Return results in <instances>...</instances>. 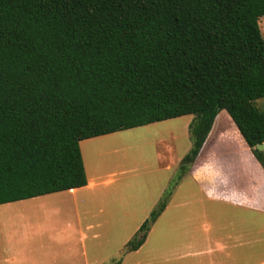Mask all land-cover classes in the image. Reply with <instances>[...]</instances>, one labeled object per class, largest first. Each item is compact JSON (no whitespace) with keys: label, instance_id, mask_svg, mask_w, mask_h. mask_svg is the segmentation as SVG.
<instances>
[{"label":"trees","instance_id":"1","mask_svg":"<svg viewBox=\"0 0 264 264\" xmlns=\"http://www.w3.org/2000/svg\"><path fill=\"white\" fill-rule=\"evenodd\" d=\"M263 15L264 0H0V204L84 186L83 139L192 115L135 251L221 110L264 170Z\"/></svg>","mask_w":264,"mask_h":264},{"label":"crops","instance_id":"2","mask_svg":"<svg viewBox=\"0 0 264 264\" xmlns=\"http://www.w3.org/2000/svg\"><path fill=\"white\" fill-rule=\"evenodd\" d=\"M221 111L150 227L159 234L144 264H264V170L237 129L223 132L232 120ZM115 135L79 142L84 186L0 204V264H110L124 251L190 144L182 154L155 152L157 182L142 200L139 181L101 165L99 148Z\"/></svg>","mask_w":264,"mask_h":264},{"label":"rangeland","instance_id":"3","mask_svg":"<svg viewBox=\"0 0 264 264\" xmlns=\"http://www.w3.org/2000/svg\"><path fill=\"white\" fill-rule=\"evenodd\" d=\"M263 22L264 15L259 18L258 22L262 37H264ZM255 103L262 111H264V97L257 98ZM220 114L222 116V114L226 113L222 110ZM190 117L192 120V115H184L138 127L124 129L117 132L115 131V136H119L118 142L116 144H112V142L117 141L114 140L109 144H106L99 148L102 152V167H106V169H114L113 167H122L117 170L124 171L123 173L125 174V180H135L140 182V196L142 200L146 197L149 198L150 194L148 187H151L152 182L156 181L155 174L154 172H152V169L157 164V160L154 156L155 152H162L163 156L165 157L167 148L169 150L170 146H172L173 153L175 152L177 154H182L185 151V146L187 144H190L189 129L186 126V122ZM225 125L226 126L223 128L224 133H234L235 135L237 134L239 136L232 122L226 123ZM176 174L177 173L175 171L173 176H175ZM183 177L184 176H182V178ZM182 178H180L178 182H180ZM165 191L166 190H164V192ZM164 192L162 193V196ZM156 205L157 203L151 207L148 214L144 217L143 221L148 218L150 211H152V209H154ZM158 234V230L152 229L151 233L147 234L148 238L143 248H140L136 254L132 253V251L120 252L118 256H116L117 258L111 261L110 264L116 262L120 257L121 259H123L124 256L126 258V261L123 264H144L146 262V258L150 255L149 244L155 242L153 236L156 235L158 237ZM132 236L127 238V241ZM121 259L118 264L122 262Z\"/></svg>","mask_w":264,"mask_h":264},{"label":"water","instance_id":"4","mask_svg":"<svg viewBox=\"0 0 264 264\" xmlns=\"http://www.w3.org/2000/svg\"><path fill=\"white\" fill-rule=\"evenodd\" d=\"M254 148H256L259 151H264V142L257 143Z\"/></svg>","mask_w":264,"mask_h":264}]
</instances>
